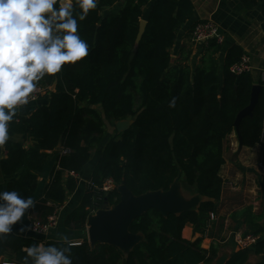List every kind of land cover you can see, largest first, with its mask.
Wrapping results in <instances>:
<instances>
[{
	"label": "trees",
	"instance_id": "1",
	"mask_svg": "<svg viewBox=\"0 0 264 264\" xmlns=\"http://www.w3.org/2000/svg\"><path fill=\"white\" fill-rule=\"evenodd\" d=\"M239 1L246 9L262 1L264 16V0ZM150 2L99 0L79 23V32L90 45L89 55L75 65H65L55 77L41 80L38 87L47 89V104L10 123L9 135H21L31 146L24 147V141L4 145L7 158L1 162L2 174L16 176L5 190L32 196L47 152L60 147L43 197L31 208L40 222L63 206L78 187L77 176L93 162L90 181L95 186L111 178L116 187L123 183L139 196L166 191L179 176L205 200L197 211L164 217L150 209L133 220L129 232L142 234L144 241L125 256L108 244L90 246L85 237L87 217L104 201L112 206L119 200L116 188L99 193L87 187L79 205L60 225L68 239L82 236L72 248L73 264H213L218 256L214 245L204 249L202 237L190 241L182 232L189 225H197L198 230L215 212L223 185L219 173L225 163L224 144L235 134L236 116L249 105L256 82L250 72L230 73L243 55L238 46L227 50L222 64L216 58L221 48L214 40L206 43L193 69L186 48L172 60L175 31L191 19L193 5L190 0H156L145 17L143 9ZM117 4L120 8L112 11ZM142 19L146 26L135 45ZM257 85L260 91L252 116L242 118L238 129L244 148L258 146L264 167V78L259 77ZM121 120L133 123L117 133L115 123ZM105 124L113 128L112 134L108 135ZM260 185V210L253 212L247 206L231 214L245 234L260 239L253 249L232 252L225 264H245L251 256H264V176ZM62 243L12 233L0 239V257L7 256L8 264H23L27 246Z\"/></svg>",
	"mask_w": 264,
	"mask_h": 264
},
{
	"label": "clouds",
	"instance_id": "2",
	"mask_svg": "<svg viewBox=\"0 0 264 264\" xmlns=\"http://www.w3.org/2000/svg\"><path fill=\"white\" fill-rule=\"evenodd\" d=\"M99 0H0V147L9 140V126L18 107L34 100L38 83L55 77L65 65L83 61L90 51L79 23ZM77 8L79 11H77ZM175 100L170 102L174 106ZM35 206L17 190L0 191V239L13 233ZM26 226L19 231L24 232ZM32 244L23 249V264H73L75 242Z\"/></svg>",
	"mask_w": 264,
	"mask_h": 264
},
{
	"label": "crops",
	"instance_id": "3",
	"mask_svg": "<svg viewBox=\"0 0 264 264\" xmlns=\"http://www.w3.org/2000/svg\"><path fill=\"white\" fill-rule=\"evenodd\" d=\"M151 2L143 9L145 17L148 16L154 2ZM193 5V15L189 21L181 25L175 31V40L172 48L170 49L172 60H176L179 57V52L182 48L190 50L188 58V65L193 69L199 63V60L205 50L206 43H193L190 39V33L196 23L203 22L206 20L212 21L218 28V31L223 35L224 40L220 46L219 53L216 58L220 64L223 63L226 52L232 46H238L241 48L244 55H247L250 59V73L252 74L253 80L257 82L259 77L264 74V16L262 15L261 2L252 8L246 9L239 0H190ZM120 4L115 5L112 11L118 10ZM106 10L105 13H108ZM143 20V19H142ZM48 102V96H42L34 102H29L27 105L18 107L17 117H30L38 107L46 105ZM234 134V133H232ZM231 134V135H232ZM235 140L237 143L236 151L229 153L226 157V147L224 150V165L222 166L219 175L224 182H232L238 186L237 190H231L225 185H222V191L219 201L216 203L215 212L211 218L207 221V225L221 222L230 223L234 226L233 230L230 231V236L227 241L221 244H226V251L222 253H228L229 255L236 251V247L232 242V238L235 234L245 236L244 227L240 224L234 223L231 219V214L237 210H241L244 207L250 206L253 212H258L261 207V178L264 176V172L258 168L259 163V148H244L242 147L238 153V138L235 132ZM230 136V135H229ZM9 140L12 142L22 143L23 137L21 135H9ZM24 147H30V141L23 142ZM54 152H47L48 157L43 167L41 175L38 177V184L35 192L31 196L35 202L43 197L44 188L49 182V176L52 168L55 166L57 160V153L60 151V147H57ZM7 158L5 147H0V191H4L7 185L16 176L7 177L2 174L1 162ZM94 162L84 168L82 173L77 177L79 179L78 187L75 192L69 195L66 202L59 208L58 212V224L52 229L46 236L37 235L30 231L29 226L32 221L37 220L34 213L31 212V208L26 212V215L22 223H18L13 226V233L21 237H36L39 239H61L66 236L64 231L61 229V221L63 217L79 205L81 198L87 189V183L90 181V176ZM180 180V179H179ZM181 183V182H180ZM183 185V183H181ZM187 188V187H186ZM188 189V188H187ZM224 220V223L222 222ZM211 222V223H210ZM205 225L204 228L207 226ZM22 226H26L24 232H20L19 229ZM87 228V227H86ZM212 234V233H211ZM200 236L197 225L186 226L183 229L182 236L184 239L193 241L199 237L203 238L202 248L208 249L214 240L212 236ZM85 237L87 238L86 231ZM71 240V239H69ZM73 242L82 241V236L73 238ZM206 243V244H205ZM207 247V248H205ZM250 249H253L250 248ZM219 254V253H218ZM257 263L264 262V256H258L254 258ZM0 264H8L7 256L0 257Z\"/></svg>",
	"mask_w": 264,
	"mask_h": 264
},
{
	"label": "water",
	"instance_id": "4",
	"mask_svg": "<svg viewBox=\"0 0 264 264\" xmlns=\"http://www.w3.org/2000/svg\"><path fill=\"white\" fill-rule=\"evenodd\" d=\"M145 26L146 21L140 20L135 45L139 43ZM259 91V85L252 87L249 105L236 116L234 126L238 138V153L243 147L239 135V123L242 118L252 116ZM132 123L131 120L117 121L115 129L117 133H121L126 131ZM56 149L59 150V148ZM116 192L119 200L115 205L109 206L104 201L95 212L87 217L86 235L90 246H94L95 243L108 244L118 248L125 256L138 243L144 241L142 234L129 232V226L133 220L150 209L158 211L164 217L168 214L179 215L187 211H197L200 204L205 200L197 192L191 193L190 196L183 192L179 176L175 178L166 191L158 190L134 196L122 183L116 187ZM227 255L228 253L218 254L213 264H225L228 260ZM254 258L251 256L245 264H255Z\"/></svg>",
	"mask_w": 264,
	"mask_h": 264
},
{
	"label": "built area",
	"instance_id": "5",
	"mask_svg": "<svg viewBox=\"0 0 264 264\" xmlns=\"http://www.w3.org/2000/svg\"><path fill=\"white\" fill-rule=\"evenodd\" d=\"M191 39L194 43H207L209 40H214L217 44H221L224 40L223 35L218 31L217 26L210 20H206L203 22L196 23L191 31ZM250 59L247 55H242L240 60L233 64L229 71L233 75H241L242 73H246L250 71ZM264 78V74L261 76ZM47 94V89L42 87H37L34 95L35 99L30 100V102H34L38 100V98L45 96ZM261 140H264V123L263 130L261 134ZM66 153L65 151H63ZM258 168L261 172H264V167L262 165V157L259 156ZM225 186L230 188L231 190H237L238 186L232 182H224ZM88 188H92L96 192L99 193H108L115 190L116 185L115 182L111 178L105 179L100 186H95L89 181L87 183ZM58 212H54L53 215L49 216L45 222H40L38 220H34L31 222L29 229L32 233L37 235L46 236L52 229H54L58 224ZM259 236L253 235H245L242 236L240 234H235L233 237V244L237 250H245L252 248L259 240ZM78 244V243H75Z\"/></svg>",
	"mask_w": 264,
	"mask_h": 264
},
{
	"label": "rangeland",
	"instance_id": "6",
	"mask_svg": "<svg viewBox=\"0 0 264 264\" xmlns=\"http://www.w3.org/2000/svg\"><path fill=\"white\" fill-rule=\"evenodd\" d=\"M105 125H106L105 126L106 132L108 133V135L112 134L113 128L111 126H109L108 124H105ZM224 146L226 147V154H225L226 157L229 155V153H231V149H232V152L236 151L237 143H236L234 134L227 137ZM182 190L188 196L192 195L191 189H187L185 184L182 185ZM222 222L224 223V220ZM205 225H207V223ZM205 225L198 228V232H199L200 236L201 235L202 236H210V234L212 233L211 236L214 240V246L218 249L219 255H221L223 251H226V248H229L228 246L226 247L227 243H225V244H221V243H223L224 241H227L229 239L230 231L233 230L234 226H232L231 223H230V225H229V223H226V225L224 223V226H223V224L221 225V222H219V221H217V223H215V221H213V223L207 225L204 228ZM232 242H233V238H232ZM210 246H212V243ZM205 248H207V247H205ZM254 263L256 264L255 261H254Z\"/></svg>",
	"mask_w": 264,
	"mask_h": 264
}]
</instances>
